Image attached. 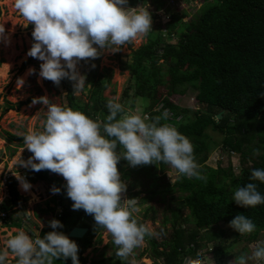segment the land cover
<instances>
[{"label": "trees", "instance_id": "1", "mask_svg": "<svg viewBox=\"0 0 264 264\" xmlns=\"http://www.w3.org/2000/svg\"><path fill=\"white\" fill-rule=\"evenodd\" d=\"M148 1L128 0L127 7L136 8ZM165 3L166 0H153L152 5L157 13L164 11L166 15L170 9L165 8ZM188 15L184 12L166 16L156 31L146 35L147 44L132 52L131 61L121 60V70L130 72L134 82L132 90H125L123 97L129 102L124 101L122 106L127 111V107L134 108L138 100H150L144 114L150 118L160 116L161 125L175 127L190 140L194 146L195 161L199 165L198 171L203 177L182 176L174 186L166 188L168 192L178 194V207L177 213L172 215V221L166 218L163 225L172 224L171 235H167L166 229H163L159 240L155 236H145L155 264H184L188 258H205L209 255H214L218 262L224 261L226 247H229L226 240L214 244L212 253H200L208 245L201 231L211 230L217 234L212 229L214 226H229L238 214L249 218L255 225V231L240 235L234 230L235 243L240 239L255 241L259 233L264 231V204L244 208L232 201L235 189L248 183H255L257 190L264 195V183L250 179L252 170H264V0H202L198 16L186 22ZM156 18L161 20L159 16ZM92 73L93 80L88 82L92 86L88 93L89 101L82 104L73 98V83L68 79L61 81L67 90V108L80 111L90 119L106 122L109 114L106 105L111 99L105 97L104 91L111 84L113 70L106 69L104 73H98L92 69ZM165 87L168 93L162 92ZM189 90L196 93L195 99L206 107V113L195 111L191 117V109H181L171 101L172 95H185ZM8 108L14 107L10 105ZM166 111L167 117L164 118ZM220 113L222 118L217 119ZM119 118L120 115L117 116ZM209 130L223 135L222 145L227 152L240 154L239 175L236 176L232 168L213 170L206 165L211 148L219 145L212 140ZM101 134H104L103 129ZM8 139L23 141V137L12 134H8ZM255 140L258 146L249 149L248 153L254 154V150L258 149L259 154L246 159L243 146ZM117 151L122 152V147L118 145ZM160 164L161 170H164L165 164ZM151 166L131 167L124 159L117 165L124 180L132 176L154 180L148 185L149 188L153 186L151 192L134 196L140 198L144 195L141 199L143 203H150L157 196L168 193L160 189L159 182L163 179L154 174L155 169ZM51 174L48 170L32 171L36 180L29 179L27 182L59 186L61 181ZM17 186L15 179L7 180L11 202L9 206L3 205L1 212L8 213L25 202ZM51 202L62 209L57 221L63 227L56 231L63 232L68 220L70 228L66 229L76 228L85 212L82 209L72 210L73 202L67 197L66 189H61ZM186 210L189 215L185 218L183 213ZM49 211L52 213L54 210ZM150 211L153 209L150 208ZM73 214L78 217L75 221L70 219L75 216ZM86 220L90 223L84 222L81 227L88 229L87 234L75 241L78 253L94 246L96 234L104 230L95 226L93 217ZM138 223L146 225L145 221ZM183 224H191L193 228L184 230ZM9 226L21 227L18 223H10ZM49 232V229L42 230L40 237L43 238ZM99 237L97 242L101 243ZM212 238L215 239L207 236L208 240ZM81 256H78L79 264H87ZM54 262L72 264L70 258ZM120 263L116 254L108 259L93 261V264Z\"/></svg>", "mask_w": 264, "mask_h": 264}, {"label": "clouds", "instance_id": "2", "mask_svg": "<svg viewBox=\"0 0 264 264\" xmlns=\"http://www.w3.org/2000/svg\"><path fill=\"white\" fill-rule=\"evenodd\" d=\"M127 4L128 0H15L14 9L27 25L33 26L34 43L27 56L43 62L39 77L55 86L68 79L74 82V95L83 91L86 76L77 71L80 61L95 60L102 53L119 52L124 45L152 31L148 8H131ZM4 33L0 25V38ZM34 72V69L28 70L29 75ZM23 83V79L18 80L17 87ZM37 103L46 106L47 110L41 111L45 112L46 119L41 121V131L24 135V146L16 165L35 172L48 170L61 175L66 181L67 197L73 202L72 210L82 209L91 215L95 226L111 235L116 256L128 264H137L134 250L144 245L145 236L158 233L138 223L134 214L141 211L139 198L122 200L126 185L120 179L117 165L121 159L131 167L164 163L174 169L178 177L203 179L193 154L194 146L175 127L161 125L160 116L142 115L140 108L135 113L131 109L126 111L114 100L106 105L109 112L106 122L54 104L46 96L32 100L33 105ZM118 145L122 152L117 151ZM24 149L32 154L26 161L21 159ZM254 154L258 155L259 150H254ZM14 176L23 191L31 188L18 173ZM250 179L264 183V170H252ZM50 191L58 194L60 189L53 187ZM232 201L244 208L255 207L264 204V195L255 183H248L235 189ZM49 227L57 229L63 225L53 219ZM229 227L240 235L255 231L253 222L241 214L231 220ZM250 247L254 249L250 256L242 254L231 264H247L248 260L256 264L264 262V241ZM78 250L74 241L57 231L41 238L38 233L29 235L18 230L0 249V264H8L9 256L16 259V264H54V260L69 258L72 264H79ZM204 259L214 264L208 256L190 259L188 264H204Z\"/></svg>", "mask_w": 264, "mask_h": 264}, {"label": "rangeland", "instance_id": "3", "mask_svg": "<svg viewBox=\"0 0 264 264\" xmlns=\"http://www.w3.org/2000/svg\"><path fill=\"white\" fill-rule=\"evenodd\" d=\"M15 0H0V25H3L5 29L4 37L0 38V208L10 205V197L6 182L8 179L13 178L17 181V190L25 202L16 208L11 209L8 213H3L0 210V249L6 246V241L17 233L18 230H24L33 235L38 233L41 235L42 230L49 229L50 231H56L49 227V222L53 219L58 220L62 215V209L58 205H54L51 200L56 198L58 194H53L50 189L53 187L66 189V181L59 174L52 173L50 176L60 180L59 186L55 184H46L38 182L36 184H30L31 188L26 192L23 191L19 181L15 178V172L22 176L26 181L29 179L36 180L32 176V170L16 165L18 162L19 154L23 148V141H11L8 139V134L24 137L31 131H41V121L46 119L45 112L46 106L37 103L32 104L34 98L46 96L50 102L57 104L62 107H67V90L66 87L60 82L59 86H55L51 81L43 80L39 77L40 64L43 63L35 58L27 56V52L30 50L31 45L34 43L32 38L33 26L28 24L24 18L14 9ZM153 0H149L146 4L141 5L144 8H148L152 18V31H156L160 26L161 21H164L166 16L172 14H183L184 12L189 15L185 18L188 22L191 18L198 16L199 11L202 8V0H166V9H170V12L164 14V11L159 12L158 15L162 18L155 19L157 12L155 7L152 5ZM140 7V6H138ZM7 41V42H6ZM148 42L147 36L137 39L129 44L124 45L119 52L115 53H102L101 56L95 60L80 61L77 64V71L80 75L86 76L85 89L78 95L73 96L79 103L88 102V93L92 87H88V82L93 80L92 69H95L98 73H104L106 69L113 70V78L111 84L107 86L104 91L105 97L115 102H119L121 105L124 101V92L126 89H131L134 85L130 72L121 70V60L131 61L132 52L138 50ZM174 43V41H172ZM92 65H95L93 68ZM34 69L35 72L31 75L28 74L29 69ZM67 70V69H65ZM23 79L24 83L19 88L17 87V81ZM39 81V82H38ZM72 82V81H71ZM74 83V82H72ZM163 93H168V88L162 89ZM66 94V95H65ZM196 98V93L189 90L185 95H172L171 101L177 104L181 109H191V117L194 116L195 111L206 113V107L201 106ZM150 100H138L134 108H130L132 113L136 112L137 108L142 109L141 114L144 115V110L149 106ZM22 104L21 107H18ZM12 105L14 108L9 109ZM129 110V107H127ZM161 108V106H160ZM41 112L37 117V113ZM190 115V114H189ZM212 140L216 142L217 146H213L209 153V159L206 165L213 170L224 169L227 170L232 168L234 174L239 175L241 169V156L234 152H227L222 145L223 135L221 133L208 131ZM258 146L257 141L250 143L248 146H243L246 159L255 158L257 155L248 153L249 149ZM249 147V148H248ZM32 154L24 149L21 153V159L27 160ZM35 162V161H34ZM250 166V164H248ZM151 168L155 169L153 172L158 178H162L163 181L159 182L161 190H166L170 185L174 186L182 176H177V173L169 165H164V170H161V164L152 165ZM120 179L126 185V192L122 195L123 199H131L138 193L151 192L153 186L150 188L148 185L154 182L153 179H147L141 177L140 179L136 176H132L129 179L124 180V175L120 173ZM144 185V186H142ZM168 192V191H167ZM145 196H141L139 199V207L141 211L138 214H134L138 217V221H145L146 226L154 230L157 240L160 239V232L166 229L167 235H171L173 232L172 224L168 223L163 226L165 219L172 221L173 213H177L178 198L177 193L168 192L166 195L157 196L150 203H143L141 199ZM150 208L153 211H150ZM49 209L54 211L51 213ZM148 212V214H147ZM71 216V220L75 221L78 219L76 214ZM186 218L189 212L186 210L183 213ZM76 217V218H75ZM92 219L91 215L84 214L83 218L77 224V227L84 226L85 223H90ZM153 218L155 220H153ZM10 223H18L21 225L20 228L12 226L8 227ZM40 223L43 227L40 228ZM94 225V222H92ZM69 220L66 222L65 229L59 233L68 235L70 232ZM184 230L192 229L191 224H183ZM217 234H213L211 230L201 231V236L205 237V242L208 243L206 248L202 249L200 253H212L214 244L220 241L226 240V247L224 261L218 262L214 255H209L214 264H231L237 257L242 254L251 255L254 250L251 245L256 242L264 241V231L260 232L255 241H249L246 239H240L238 242H234L236 236L234 230L227 225L214 226L212 228ZM38 230V232L36 231ZM97 232V230H96ZM209 233V234H208ZM101 236L102 242L98 243L97 240ZM207 236L214 237L215 239H207ZM68 237V236H67ZM69 238V237H68ZM76 241V239H71ZM94 246L86 249L83 253H77L82 255L81 258L86 259L87 264H93V261L108 259L115 255L116 247L113 245L111 235L104 229L102 232H98L95 237ZM77 244V243H76ZM78 245V244H77ZM162 250L161 247H159ZM135 260L137 264H155L151 248L148 241L145 240L143 246L138 247L134 250ZM207 256H205L206 258ZM132 257H129L131 260ZM192 258H188L190 260ZM120 264H128L127 261H121ZM8 264H16V259L12 256L8 258ZM54 264H61L54 262ZM185 264V262H184ZM204 264H208L207 259H204ZM247 264H256L252 260H248Z\"/></svg>", "mask_w": 264, "mask_h": 264}, {"label": "water", "instance_id": "4", "mask_svg": "<svg viewBox=\"0 0 264 264\" xmlns=\"http://www.w3.org/2000/svg\"><path fill=\"white\" fill-rule=\"evenodd\" d=\"M217 119H220L222 118V113H220L217 117ZM38 232V230H36ZM88 232V229L87 228H80V227H77V228H72L70 230V232L68 233V237L71 238V239H76V240H80V239H83L85 237V235L87 234ZM39 233V232H38ZM188 259H186L185 261V264H188Z\"/></svg>", "mask_w": 264, "mask_h": 264}, {"label": "crops", "instance_id": "5", "mask_svg": "<svg viewBox=\"0 0 264 264\" xmlns=\"http://www.w3.org/2000/svg\"><path fill=\"white\" fill-rule=\"evenodd\" d=\"M77 228V227H76ZM80 228H82V227H80Z\"/></svg>", "mask_w": 264, "mask_h": 264}, {"label": "built area", "instance_id": "6", "mask_svg": "<svg viewBox=\"0 0 264 264\" xmlns=\"http://www.w3.org/2000/svg\"><path fill=\"white\" fill-rule=\"evenodd\" d=\"M157 14V13H156Z\"/></svg>", "mask_w": 264, "mask_h": 264}]
</instances>
